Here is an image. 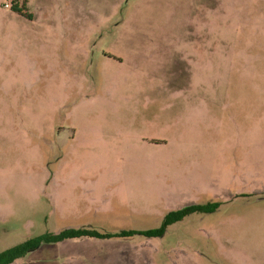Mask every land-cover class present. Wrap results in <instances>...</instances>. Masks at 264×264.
I'll list each match as a JSON object with an SVG mask.
<instances>
[{
	"label": "rangeland",
	"instance_id": "rangeland-1",
	"mask_svg": "<svg viewBox=\"0 0 264 264\" xmlns=\"http://www.w3.org/2000/svg\"><path fill=\"white\" fill-rule=\"evenodd\" d=\"M81 226L15 264H264V0H0V252Z\"/></svg>",
	"mask_w": 264,
	"mask_h": 264
},
{
	"label": "trees",
	"instance_id": "trees-1",
	"mask_svg": "<svg viewBox=\"0 0 264 264\" xmlns=\"http://www.w3.org/2000/svg\"><path fill=\"white\" fill-rule=\"evenodd\" d=\"M14 10L21 12L18 6L13 7ZM220 206V201L209 202L204 204H194L184 206L176 210L169 211L163 218L162 226L159 229L147 231L156 235H162L167 227L177 221L184 219L186 216L194 212H206L212 213L216 211ZM136 231L122 230L116 233L112 232H99L95 228L90 227H77V228H66L59 232H48L33 238L26 240L23 243L12 246L6 250L0 252V264H11L26 255L27 252L36 249L44 243H54L67 238H80L83 236L92 237H129L132 236Z\"/></svg>",
	"mask_w": 264,
	"mask_h": 264
},
{
	"label": "crops",
	"instance_id": "crops-1",
	"mask_svg": "<svg viewBox=\"0 0 264 264\" xmlns=\"http://www.w3.org/2000/svg\"><path fill=\"white\" fill-rule=\"evenodd\" d=\"M157 141H159V140H157ZM87 224H89V223H86V225ZM73 228V227H72ZM64 229H66V228H64ZM61 231V230H60ZM59 232V231H58ZM84 237V236H83ZM123 238H126V239H133L134 238V236H129V237H123ZM16 263V261L15 262H13V263H11V264H15Z\"/></svg>",
	"mask_w": 264,
	"mask_h": 264
},
{
	"label": "built area",
	"instance_id": "built-area-1",
	"mask_svg": "<svg viewBox=\"0 0 264 264\" xmlns=\"http://www.w3.org/2000/svg\"><path fill=\"white\" fill-rule=\"evenodd\" d=\"M7 6H8V7H10V6H11V4H10V3H8V4H7Z\"/></svg>",
	"mask_w": 264,
	"mask_h": 264
}]
</instances>
